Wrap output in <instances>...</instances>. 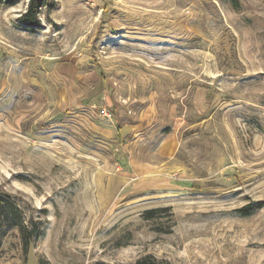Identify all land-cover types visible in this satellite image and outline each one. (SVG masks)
I'll return each instance as SVG.
<instances>
[{"label": "rangeland", "instance_id": "374dc122", "mask_svg": "<svg viewBox=\"0 0 264 264\" xmlns=\"http://www.w3.org/2000/svg\"><path fill=\"white\" fill-rule=\"evenodd\" d=\"M29 4L0 0V189L43 234L0 264H264V208L238 211L264 200V0Z\"/></svg>", "mask_w": 264, "mask_h": 264}, {"label": "trees", "instance_id": "16d2710c", "mask_svg": "<svg viewBox=\"0 0 264 264\" xmlns=\"http://www.w3.org/2000/svg\"><path fill=\"white\" fill-rule=\"evenodd\" d=\"M49 0H30L27 11L21 17L28 27L37 24L41 7L47 5ZM121 128L118 127L116 137L121 144L125 143V138L122 137ZM264 208V200L257 201L243 206L238 211L242 215H251L256 209ZM14 229H19L23 240L24 248L27 250L31 242L43 234L42 222L39 219L31 218L28 220L26 207L20 202L19 197L0 189V250L5 238ZM147 259L152 261L149 263ZM96 264H108L106 261H98ZM135 264H159L156 258L148 255Z\"/></svg>", "mask_w": 264, "mask_h": 264}, {"label": "crops", "instance_id": "0c3cea01", "mask_svg": "<svg viewBox=\"0 0 264 264\" xmlns=\"http://www.w3.org/2000/svg\"><path fill=\"white\" fill-rule=\"evenodd\" d=\"M149 108H150V106H149ZM149 108H147V110L145 111V112H147V111H149ZM150 112H152V109H151V111ZM143 112H141V114H140V119L139 120H136V122L135 123H132V124H138V125H142L141 124V121L143 120L142 118L143 117H141V115H143L142 114ZM143 122V121H142ZM127 125H129L128 123L127 124H125L122 128H121V134H122V137L123 138H125L127 135H130L129 134V128H127ZM144 130V126L142 127V128H138V130H134L135 132H136V135H138V134H140L142 131ZM124 133H126V135L124 134ZM142 136V135H141ZM146 138V135H143V139H145ZM164 141V140H163ZM162 141V142H163ZM162 147L163 148H168L169 147V144H165V141L162 143ZM139 149V148H138Z\"/></svg>", "mask_w": 264, "mask_h": 264}]
</instances>
